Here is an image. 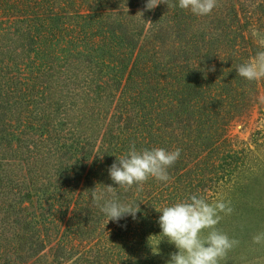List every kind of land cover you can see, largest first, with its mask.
Listing matches in <instances>:
<instances>
[{"label": "trees", "instance_id": "1", "mask_svg": "<svg viewBox=\"0 0 264 264\" xmlns=\"http://www.w3.org/2000/svg\"><path fill=\"white\" fill-rule=\"evenodd\" d=\"M146 3L0 0V264H144L156 210L215 194L202 127L239 112L229 87L248 82L236 68L264 0L205 17ZM133 144L181 149L170 181L115 185L108 169ZM104 186L135 218L108 222L91 199Z\"/></svg>", "mask_w": 264, "mask_h": 264}, {"label": "rangeland", "instance_id": "2", "mask_svg": "<svg viewBox=\"0 0 264 264\" xmlns=\"http://www.w3.org/2000/svg\"><path fill=\"white\" fill-rule=\"evenodd\" d=\"M253 30L264 34V20L254 21L246 31L255 56L264 45L253 37ZM230 85L234 109L239 112H229L233 118L225 120L224 126H220L222 118L202 127L203 137L218 144L210 157L217 170L216 190L208 202L223 199L233 209L231 215L220 214L223 218L216 227L239 241L219 264H264V243L252 241L254 235L264 232V79L233 80ZM161 232L159 224L151 230L144 264H168L170 255L178 252Z\"/></svg>", "mask_w": 264, "mask_h": 264}, {"label": "clouds", "instance_id": "3", "mask_svg": "<svg viewBox=\"0 0 264 264\" xmlns=\"http://www.w3.org/2000/svg\"><path fill=\"white\" fill-rule=\"evenodd\" d=\"M161 3L172 8L178 6L198 17L210 15L218 6V0H178L175 4L170 0H147L145 9L150 11ZM138 14L143 15L142 12ZM252 35L264 45V34L253 30ZM236 71L239 77L250 82L264 79V50L238 65ZM180 155L179 148L173 151L158 147L137 150L133 144L110 166L109 176L119 188L125 191L135 189L138 193L150 178L164 183L170 181L168 169ZM118 187L104 186L99 191L97 188L91 190L94 205L108 218V222H118L127 215L135 218L140 212L139 204L134 201H121ZM156 211L161 213L158 220L161 234L178 249L170 255L168 264H219L239 244L238 240L216 227L223 218L221 213L231 215L230 201L217 199L209 203L205 197L192 194L183 201ZM252 241L254 244L264 243V232L254 235Z\"/></svg>", "mask_w": 264, "mask_h": 264}]
</instances>
